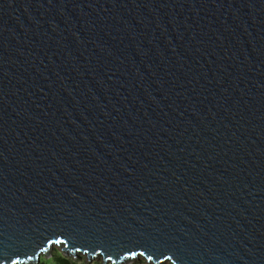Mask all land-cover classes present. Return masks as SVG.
<instances>
[{
    "label": "water",
    "instance_id": "obj_1",
    "mask_svg": "<svg viewBox=\"0 0 264 264\" xmlns=\"http://www.w3.org/2000/svg\"><path fill=\"white\" fill-rule=\"evenodd\" d=\"M264 264V0H0V264Z\"/></svg>",
    "mask_w": 264,
    "mask_h": 264
},
{
    "label": "trees",
    "instance_id": "obj_2",
    "mask_svg": "<svg viewBox=\"0 0 264 264\" xmlns=\"http://www.w3.org/2000/svg\"><path fill=\"white\" fill-rule=\"evenodd\" d=\"M79 260L81 262H79ZM39 264H101L98 260L91 262L83 261L81 258H77L71 255H65L59 250H54L48 258L41 257Z\"/></svg>",
    "mask_w": 264,
    "mask_h": 264
},
{
    "label": "rangeland",
    "instance_id": "obj_3",
    "mask_svg": "<svg viewBox=\"0 0 264 264\" xmlns=\"http://www.w3.org/2000/svg\"><path fill=\"white\" fill-rule=\"evenodd\" d=\"M55 249L61 251V249H60V247H59L58 245H54V246L52 247L51 253H52ZM48 257H49V256H47V257H45V258H48ZM77 258H81V259H83V261L91 262V263H93L94 260H95V261L98 260L101 264H111V262L103 263L102 258H100V257H95V258H93L92 260H90V259L87 257V255H86V254H83V253H79ZM79 262H81V261L79 260ZM120 264H153V263L147 261L145 257L140 256V255H137V256H135L133 259H130L129 262H122V263H120ZM168 264H169V263H168Z\"/></svg>",
    "mask_w": 264,
    "mask_h": 264
}]
</instances>
